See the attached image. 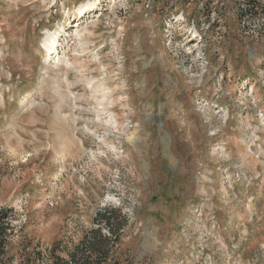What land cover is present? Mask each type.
<instances>
[{
	"label": "rangeland",
	"instance_id": "374dc122",
	"mask_svg": "<svg viewBox=\"0 0 264 264\" xmlns=\"http://www.w3.org/2000/svg\"><path fill=\"white\" fill-rule=\"evenodd\" d=\"M0 206L16 264L109 207L123 264H264V8L0 0Z\"/></svg>",
	"mask_w": 264,
	"mask_h": 264
},
{
	"label": "trees",
	"instance_id": "16d2710c",
	"mask_svg": "<svg viewBox=\"0 0 264 264\" xmlns=\"http://www.w3.org/2000/svg\"><path fill=\"white\" fill-rule=\"evenodd\" d=\"M243 1L252 7L257 2L264 8V0ZM14 220V210L0 206V264H16L9 251L15 230ZM128 225L129 218L120 209L104 208L97 213L94 226L83 234L73 248H62L58 252L51 249L48 264H123L121 245Z\"/></svg>",
	"mask_w": 264,
	"mask_h": 264
},
{
	"label": "bare ground",
	"instance_id": "6f19581e",
	"mask_svg": "<svg viewBox=\"0 0 264 264\" xmlns=\"http://www.w3.org/2000/svg\"><path fill=\"white\" fill-rule=\"evenodd\" d=\"M87 7L84 5L83 7L80 8V13H83L84 10L86 9Z\"/></svg>",
	"mask_w": 264,
	"mask_h": 264
}]
</instances>
